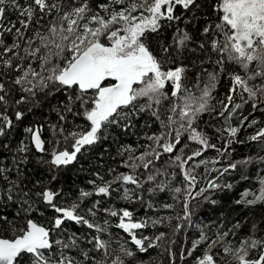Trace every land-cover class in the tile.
<instances>
[{"label":"snow or ice","instance_id":"snow-or-ice-1","mask_svg":"<svg viewBox=\"0 0 264 264\" xmlns=\"http://www.w3.org/2000/svg\"><path fill=\"white\" fill-rule=\"evenodd\" d=\"M0 264H264V0H0Z\"/></svg>","mask_w":264,"mask_h":264},{"label":"trees","instance_id":"trees-1","mask_svg":"<svg viewBox=\"0 0 264 264\" xmlns=\"http://www.w3.org/2000/svg\"><path fill=\"white\" fill-rule=\"evenodd\" d=\"M225 86H222L221 88L218 89V95H222L223 92L225 91ZM257 149L255 147L252 148H245L243 146H238L237 148V154L238 156L240 155H245L249 154L251 152H255ZM70 177L72 180H75L77 184L80 186H86V173L84 172H72L69 173ZM253 183H255V178H253ZM242 191V189H241ZM221 196H224L223 193H220ZM239 193H236V196H238ZM233 196V193H229L228 196H224L223 200H219L217 205L209 206L208 204L204 203L202 204L199 208L196 209V216L193 217L194 223L200 222L202 224H209L213 220H216L218 217L221 216V213L223 212L225 216L227 215H232L236 216L239 213L232 211L230 205L233 203V200L235 197H233V200H230L229 197ZM152 202L155 205L156 209H158V215H167L169 214L167 210H164L162 208V204L165 202L171 203V194L167 192H158L153 196ZM177 211H179V205L177 206ZM147 213L149 216H153V211L151 209H146V207H140L138 210V215L144 216ZM191 232H189V237H191ZM124 235V234H122ZM152 256H156L155 252L151 253ZM145 259L148 257L145 256Z\"/></svg>","mask_w":264,"mask_h":264}]
</instances>
